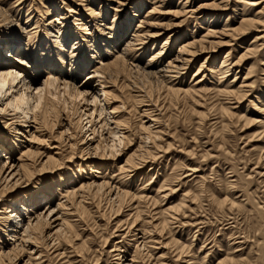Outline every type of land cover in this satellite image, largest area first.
<instances>
[{
    "label": "bare ground",
    "instance_id": "1",
    "mask_svg": "<svg viewBox=\"0 0 264 264\" xmlns=\"http://www.w3.org/2000/svg\"><path fill=\"white\" fill-rule=\"evenodd\" d=\"M263 67L264 0H0V264H169L171 247L205 264L174 233L189 194L160 206L176 175L155 192L145 180L162 149L151 87L212 95L218 134L243 123L264 138Z\"/></svg>",
    "mask_w": 264,
    "mask_h": 264
},
{
    "label": "rangeland",
    "instance_id": "2",
    "mask_svg": "<svg viewBox=\"0 0 264 264\" xmlns=\"http://www.w3.org/2000/svg\"><path fill=\"white\" fill-rule=\"evenodd\" d=\"M161 23L169 25V19ZM226 50L225 47L222 51ZM195 71L196 67L187 75V86L193 81ZM237 73H240L239 78H244L246 70L243 67ZM229 75L232 79L233 74ZM261 75L258 74L259 78L264 77ZM211 81L215 83L216 79ZM163 92L157 86L151 87V114L159 117L161 123L162 149L157 153V160L144 171L148 188L154 186L151 192L156 191L158 186L154 182L158 178L164 174L176 175L168 180V191L164 195H169L165 201L161 200L160 206H175L183 195L189 194L187 216L173 226L176 238L191 255L206 259L205 264H216L227 254L245 259L243 264H264V177L260 176V173L264 174V165H257L264 156V138L257 135L261 130L238 123L232 125L225 135L218 134L220 125L216 119L219 115L211 111L219 102L216 97L206 95L200 103L176 102ZM248 105L249 102H244L239 110H245ZM252 110L255 109L245 110L250 119L256 118ZM202 113H206L208 120H201ZM138 119V116L134 117L135 122ZM158 172L160 176L156 174ZM172 189L177 192L170 194ZM192 194L202 197L194 200ZM226 198L235 200L240 207L232 212L220 209L217 201ZM90 225L96 229L94 222ZM175 250L171 247L165 251L168 253L166 260L169 264H184L176 261ZM162 254L164 252L158 250L157 257ZM110 260L104 257L103 264H109Z\"/></svg>",
    "mask_w": 264,
    "mask_h": 264
}]
</instances>
